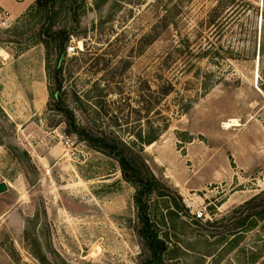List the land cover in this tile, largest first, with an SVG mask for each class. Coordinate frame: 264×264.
<instances>
[{
	"label": "rangeland",
	"instance_id": "374dc122",
	"mask_svg": "<svg viewBox=\"0 0 264 264\" xmlns=\"http://www.w3.org/2000/svg\"><path fill=\"white\" fill-rule=\"evenodd\" d=\"M7 1L0 264L150 257L137 185L88 136L123 141L155 176L159 264H264V0H56L51 15Z\"/></svg>",
	"mask_w": 264,
	"mask_h": 264
},
{
	"label": "trees",
	"instance_id": "16d2710c",
	"mask_svg": "<svg viewBox=\"0 0 264 264\" xmlns=\"http://www.w3.org/2000/svg\"><path fill=\"white\" fill-rule=\"evenodd\" d=\"M56 0H35L36 5L38 7H43L48 9L49 14L54 10ZM74 0H71L70 9H74L73 4ZM60 36H63V43L61 44V49L65 50L66 47V40L68 39L67 36H65V33L60 31ZM45 41V40H43ZM92 142L96 143L99 147L107 150L110 154H114L121 166V172L126 180L133 181L137 187L138 191L135 195V202L139 207L140 210V217L142 218L144 225L142 227V236L146 240V243L150 250V257L143 262L142 264H159L162 260V255L167 252L168 247L165 244L164 241H162L158 233L155 230L154 225H152L150 219L148 218L146 214V210L148 208V204L144 201L143 197L151 194L154 190H157L158 194L162 195V191L159 189V184L155 178V176L148 171H145L146 169L143 168L141 158H139V163L135 157L134 154H130L129 151H127V148L125 147L126 144L123 143V141H117L116 139H108L106 137H90ZM157 139L156 136L153 137H146L142 134H139V142L142 146L145 144H151ZM124 144V145H123ZM148 173V174H147ZM140 189V190H139ZM252 200L248 201V204L252 203ZM260 213H264V206L263 209L260 210ZM37 258L41 260V257Z\"/></svg>",
	"mask_w": 264,
	"mask_h": 264
},
{
	"label": "built area",
	"instance_id": "2783aa9c",
	"mask_svg": "<svg viewBox=\"0 0 264 264\" xmlns=\"http://www.w3.org/2000/svg\"><path fill=\"white\" fill-rule=\"evenodd\" d=\"M66 143L68 144V141H66ZM190 200L191 201H189L187 199H184L187 208L190 209V211L192 212L194 218L196 220L205 219L206 209L205 208L196 207V201L194 199H190Z\"/></svg>",
	"mask_w": 264,
	"mask_h": 264
},
{
	"label": "crops",
	"instance_id": "0c3cea01",
	"mask_svg": "<svg viewBox=\"0 0 264 264\" xmlns=\"http://www.w3.org/2000/svg\"><path fill=\"white\" fill-rule=\"evenodd\" d=\"M31 2H34V0H30L28 3L30 4ZM27 3V5H22V4H19V5H17L18 7H16V9H17V11L19 10V12H23V10H25L26 9V6H28L29 4ZM13 6V5H15V3H13V1H11V2H8L7 0H0V6L2 7V8H4V9H11V5ZM22 6V7H21ZM15 8V7H14ZM25 8V9H24ZM14 10V9H13Z\"/></svg>",
	"mask_w": 264,
	"mask_h": 264
},
{
	"label": "water",
	"instance_id": "95a60500",
	"mask_svg": "<svg viewBox=\"0 0 264 264\" xmlns=\"http://www.w3.org/2000/svg\"><path fill=\"white\" fill-rule=\"evenodd\" d=\"M20 155H21V157H23V153L22 152H20ZM7 190H8L7 183L4 182V181L0 182V194L6 192Z\"/></svg>",
	"mask_w": 264,
	"mask_h": 264
},
{
	"label": "bare ground",
	"instance_id": "6f19581e",
	"mask_svg": "<svg viewBox=\"0 0 264 264\" xmlns=\"http://www.w3.org/2000/svg\"><path fill=\"white\" fill-rule=\"evenodd\" d=\"M224 123V122H223ZM240 122L238 120H230L229 122L225 123V128H230L232 126H239Z\"/></svg>",
	"mask_w": 264,
	"mask_h": 264
}]
</instances>
